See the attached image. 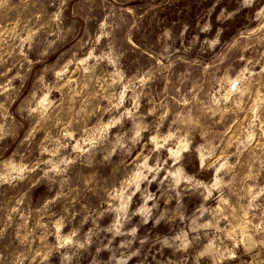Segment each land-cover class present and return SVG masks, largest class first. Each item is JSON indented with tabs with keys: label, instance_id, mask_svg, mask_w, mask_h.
Masks as SVG:
<instances>
[{
	"label": "clouds",
	"instance_id": "9594fccd",
	"mask_svg": "<svg viewBox=\"0 0 264 264\" xmlns=\"http://www.w3.org/2000/svg\"><path fill=\"white\" fill-rule=\"evenodd\" d=\"M180 3L0 0V264H264V0Z\"/></svg>",
	"mask_w": 264,
	"mask_h": 264
},
{
	"label": "rangeland",
	"instance_id": "374dc122",
	"mask_svg": "<svg viewBox=\"0 0 264 264\" xmlns=\"http://www.w3.org/2000/svg\"><path fill=\"white\" fill-rule=\"evenodd\" d=\"M186 2H187V0H181V3H180V5H178V7L183 6V4L186 3ZM193 11L195 12L196 9L194 8Z\"/></svg>",
	"mask_w": 264,
	"mask_h": 264
}]
</instances>
